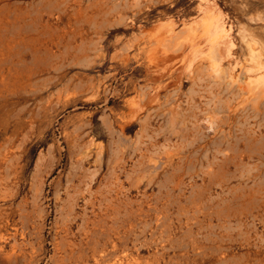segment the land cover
Returning a JSON list of instances; mask_svg holds the SVG:
<instances>
[{"label":"rangeland","instance_id":"obj_1","mask_svg":"<svg viewBox=\"0 0 264 264\" xmlns=\"http://www.w3.org/2000/svg\"><path fill=\"white\" fill-rule=\"evenodd\" d=\"M263 86L264 0H0V264H264Z\"/></svg>","mask_w":264,"mask_h":264},{"label":"bare ground","instance_id":"obj_2","mask_svg":"<svg viewBox=\"0 0 264 264\" xmlns=\"http://www.w3.org/2000/svg\"><path fill=\"white\" fill-rule=\"evenodd\" d=\"M237 82H238V81H237ZM241 83H242V82H241ZM240 85H241V84H240ZM241 87H242V86H241ZM241 87H240V88H241ZM256 87L258 88V86H256ZM261 87H262V86H261ZM248 88H249V87H248ZM263 88H264V86H263ZM259 89H260V88H259ZM259 89H258V90H259ZM261 90H262V89H261ZM256 94H258V93H256ZM259 94H260V93H259ZM261 94H263V93H261ZM82 198H83V197H82ZM84 199H85V198H84ZM89 202H90V200H89ZM89 202L85 200V204H89ZM90 203H91V202H90ZM91 205H92V204H91ZM72 211H73V210H72ZM75 219H76V216H75ZM73 220H74V219H73ZM85 221H86V220H85ZM80 256H81V255H80ZM79 259H81V257H78V260H79ZM70 260L72 261L71 258H70Z\"/></svg>","mask_w":264,"mask_h":264}]
</instances>
